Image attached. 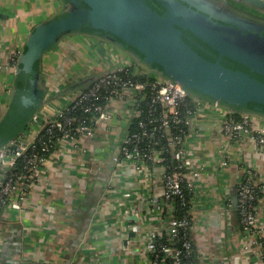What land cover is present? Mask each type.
Listing matches in <instances>:
<instances>
[{"label": "built area", "instance_id": "obj_1", "mask_svg": "<svg viewBox=\"0 0 264 264\" xmlns=\"http://www.w3.org/2000/svg\"><path fill=\"white\" fill-rule=\"evenodd\" d=\"M19 53L9 42H0V79L12 78ZM127 67L130 66L108 68L85 92L61 98L60 108L40 110L26 132L0 148V226L8 222L24 227L34 195L44 201L55 199L58 185L51 183L47 175L51 171L58 174L56 163L62 151L58 145L66 144L63 149L72 152V159L77 160V173L84 182L80 188L85 191L97 167L87 140L105 134L111 122L121 116L128 118V129L143 115L136 106L137 99L147 98L146 119L137 123L136 132L126 131L120 137L112 160V173L116 174L121 165L128 164L140 186L134 193L118 191L116 197L124 207L117 211L115 221L112 220L114 233L120 238L127 236L122 241L126 247L121 249L123 251L131 243L128 234L135 235L132 247L138 256L137 264H190L189 259L196 249L192 238L191 198L187 200V192L192 193L196 181L207 170L205 164L195 163L187 148L190 130L195 131V137H200L201 130L196 128L207 119L219 126L221 136L227 141V149L219 162L220 167L225 168L229 162L224 153L245 138L252 140L255 149L264 150V126L251 116L235 115L217 104L191 98L178 84L155 77L152 82L118 77ZM9 86H6L8 94ZM100 100L105 101L104 106L99 104ZM77 108L85 118L74 113ZM160 139H164L165 144L161 145ZM245 174L247 181L239 182L236 189L241 241L243 250L264 264V234L258 227L255 205L256 195L264 192V178L251 169ZM156 187L162 188L160 198L152 196ZM107 197L110 196L102 198L103 204ZM174 202L190 206V219L174 216ZM128 217L136 219L131 222ZM33 220L37 225L53 224L55 216L42 210Z\"/></svg>", "mask_w": 264, "mask_h": 264}, {"label": "crops", "instance_id": "obj_2", "mask_svg": "<svg viewBox=\"0 0 264 264\" xmlns=\"http://www.w3.org/2000/svg\"><path fill=\"white\" fill-rule=\"evenodd\" d=\"M59 10L58 0H0V42H9L20 50L33 27L55 17ZM69 42L71 45L67 50L48 52L49 55L43 57V64H47L44 72L52 82L57 83L65 71L76 72L79 79L100 72L91 71L85 62L82 64L73 59L76 52L78 55L86 53L87 56L96 49L104 54L109 50L112 60L110 68L134 63L98 39L77 34ZM54 54H57L59 61L48 64L49 56ZM94 56L90 62H98L97 58H101L100 53ZM65 64L68 68L64 67ZM91 68L97 69L98 66L91 65ZM54 70H57V75L53 80L51 71ZM5 80L12 81V78L3 76L0 79V119L8 103L6 86L11 85V82L5 84ZM60 100L44 109L51 111L60 108ZM127 120L125 116L115 118L105 134H99L95 140H87L97 167L85 191L80 188L84 182L77 173V160L72 159V152L63 149V146L67 147L66 144L57 146L62 149L56 163L58 174L54 175L51 171L47 175L51 183L58 185L56 197L44 201L34 195L26 214L31 218L28 217L24 227L8 222L1 224L0 264H137L138 256L132 247L136 237L131 238L126 251L121 250L126 248L122 241L127 236L120 238L114 233L116 228L112 222L117 211L124 207L117 194L134 193L140 189L130 165L123 164L119 172L112 173V160L120 137L127 131ZM256 120L264 126V120ZM196 129L201 130L202 134L195 137V131L190 130L187 148L195 163L207 167L191 193L192 238L197 264H261L251 253L243 250L241 227L235 209L237 185L242 179H247L245 171L251 169L264 178V150L255 149L252 140L245 138L224 153L229 165L222 168L219 162L227 149V141L221 136L219 126L207 119ZM37 192L38 189L34 193ZM105 196L110 197L103 204L102 198ZM152 196L160 198L162 188H154ZM42 210L47 215L55 216L53 224H36L33 219ZM256 211L259 230L264 234V192L257 201Z\"/></svg>", "mask_w": 264, "mask_h": 264}, {"label": "water", "instance_id": "obj_3", "mask_svg": "<svg viewBox=\"0 0 264 264\" xmlns=\"http://www.w3.org/2000/svg\"><path fill=\"white\" fill-rule=\"evenodd\" d=\"M58 1L57 15L33 27L20 49L0 148L26 132L40 110L103 75L56 88L45 74L44 55L67 50L77 34L104 42L191 98L264 120V0Z\"/></svg>", "mask_w": 264, "mask_h": 264}, {"label": "trees", "instance_id": "obj_4", "mask_svg": "<svg viewBox=\"0 0 264 264\" xmlns=\"http://www.w3.org/2000/svg\"><path fill=\"white\" fill-rule=\"evenodd\" d=\"M186 41H187V43L189 45H191V43L187 39H186ZM192 47L195 49L194 46H192ZM195 50H197V49H195ZM204 56H206V55H204ZM206 57L209 58L208 56H206ZM127 69L128 70L123 71L122 73H119L118 74V77H122V78L123 77L124 78H132L133 80L140 81V82H152V80H153V75L152 74L143 73L144 72L143 69L139 65H137L135 63H133V65H131L130 67H127ZM237 69L240 70V71H245V72L250 73V71H248L247 69H244V68H242L240 66H237ZM90 76H93V75H90ZM99 79H100V77H97V78L94 79V81L91 84L86 85V86H79V88L76 91L77 92H85L89 87H91V85L94 82H96ZM102 95L103 96H106L104 93ZM102 98H104V97H102ZM102 100H100L99 104L102 105V106H104L105 101L104 102H101ZM147 104H148V99L147 98H145V99H137L136 106H137L138 110H142L143 111V115H142V118L141 119H135L131 123V125L128 126L127 132H129V133L136 132L138 130L137 123L140 120L144 121L146 119V117L148 115V113H147V111H148ZM74 113L76 115L77 114L78 115H82V112H81L80 108H77L74 111ZM82 117L85 118L86 116L85 115H82ZM160 142H161V145L165 144V140L164 139H160ZM244 181H247V180L246 179H242L240 182H244ZM261 196H262V193H258L256 195L255 205L257 204V201H258V199L261 198ZM190 198H191V193L190 192H187V200L189 201ZM189 211H190V206L189 205L183 207V206L178 205L177 202L176 203L174 202V216H176L177 218H182V217L186 216V217H188L190 219V217L188 215ZM236 215H237V217H239L238 214H237V210H236ZM163 239L165 240V238H163ZM262 248L264 250V245L262 246ZM189 263L190 264H197V254L196 253H193V255L191 256V258L189 259Z\"/></svg>", "mask_w": 264, "mask_h": 264}, {"label": "rangeland", "instance_id": "obj_5", "mask_svg": "<svg viewBox=\"0 0 264 264\" xmlns=\"http://www.w3.org/2000/svg\"><path fill=\"white\" fill-rule=\"evenodd\" d=\"M72 37L73 36H69V39L71 40L72 39ZM27 38V37H26ZM26 40V39H25ZM25 42V41H24ZM96 47H98V45L96 46ZM107 52V54H104V53H102L101 51H99V50H95L94 52H90L87 56H86V53L85 54H80V55H78V53L76 52L75 54H76V57H74L73 59H75V60H77V61H80L79 63H84L85 62V64L87 65V69H88V67H89V69L91 70V71H95V70H99V71H105L106 69H108V68H110V66L112 65V60H111V58H110V55H109V50L108 51H106ZM96 53H100V55H101V58H97V60H98V62H90V61H92L94 58H95V54ZM74 54V55H75ZM46 56L47 55H49V53H46L45 54ZM44 55V56H45ZM73 55V56H74ZM45 56V57H46ZM72 55H70V57H71ZM44 57V58H45ZM54 61H59V57L57 56V54H54L53 56H49V62H48V64H52ZM87 61H89V62H87ZM44 63V62H43ZM78 63V62H77ZM76 63V64H77ZM97 63V64H96ZM46 65L47 64H43V68H46ZM85 65V66H86ZM91 65H97L98 66V68L97 69H93V68H91ZM66 66V64L64 65V67ZM67 67V66H66ZM68 68V67H67ZM51 73H52V77H53V80H54V77H56V75H57V70H54V71H51ZM62 73V72H61ZM77 73L75 72V74H72V71H65V72H63L62 73V75H61V77L59 78V80H58V82L57 83H53L54 85L53 86H55L56 88H58V87H61L62 85H64V84H68V83H70L71 81H73L75 78H77L78 76L76 75ZM47 75V74H46ZM59 75V74H58ZM60 76V75H59ZM47 77H48V75H47ZM58 77V76H57ZM82 77V76H81Z\"/></svg>", "mask_w": 264, "mask_h": 264}, {"label": "flooded vegetation", "instance_id": "obj_6", "mask_svg": "<svg viewBox=\"0 0 264 264\" xmlns=\"http://www.w3.org/2000/svg\"><path fill=\"white\" fill-rule=\"evenodd\" d=\"M81 80L79 78H75L71 83L72 84H76L79 83Z\"/></svg>", "mask_w": 264, "mask_h": 264}]
</instances>
